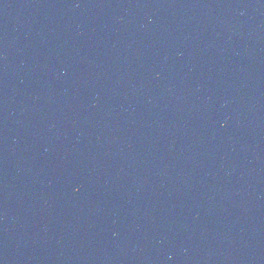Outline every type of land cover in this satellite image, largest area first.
<instances>
[{
  "label": "water",
  "instance_id": "obj_1",
  "mask_svg": "<svg viewBox=\"0 0 264 264\" xmlns=\"http://www.w3.org/2000/svg\"><path fill=\"white\" fill-rule=\"evenodd\" d=\"M0 264H264V0H0Z\"/></svg>",
  "mask_w": 264,
  "mask_h": 264
}]
</instances>
